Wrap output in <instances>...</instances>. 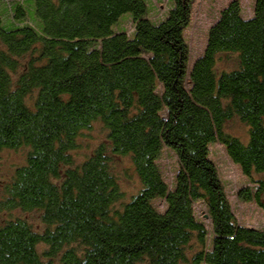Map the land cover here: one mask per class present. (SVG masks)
I'll return each mask as SVG.
<instances>
[{
  "label": "trees",
  "instance_id": "16d2710c",
  "mask_svg": "<svg viewBox=\"0 0 264 264\" xmlns=\"http://www.w3.org/2000/svg\"><path fill=\"white\" fill-rule=\"evenodd\" d=\"M30 1L0 0L12 25L0 17V152L27 148L0 211L37 210L45 228L1 225L0 264H264V230L238 223L209 158L211 144L223 145L253 185L237 198L264 210V0L249 18L230 1L190 68L194 0L170 1L159 21L146 0ZM123 14L130 35L113 30ZM221 54L236 67L218 71ZM233 118L246 143L225 131ZM95 122L105 143L75 163L77 139ZM164 150L178 162L171 188L157 164ZM115 156L129 157L140 183L127 203Z\"/></svg>",
  "mask_w": 264,
  "mask_h": 264
},
{
  "label": "rangeland",
  "instance_id": "374dc122",
  "mask_svg": "<svg viewBox=\"0 0 264 264\" xmlns=\"http://www.w3.org/2000/svg\"><path fill=\"white\" fill-rule=\"evenodd\" d=\"M170 1L172 0H146L149 10L148 17L152 21L161 20L165 14L167 15V10L171 7ZM230 1L232 0H194L192 3L190 22L184 32L190 57L188 62L189 68L195 59L203 53L209 28L216 22L220 11ZM238 1L242 16L249 18L252 15L254 0ZM29 14L32 17L34 25L40 27L41 21L34 14L32 15V12ZM0 17L2 25L5 28L12 26L8 18L3 14L1 8ZM129 18H131V15L123 14L113 30L118 32L126 28L125 32L130 35L133 26ZM236 65L237 60L234 54H221L218 57L216 69L218 71H227L233 69ZM224 129L227 133L246 143L248 139L247 127L238 119L233 118L227 121ZM105 134L106 132L99 122L93 123L92 128L85 131L77 139V148L72 152L75 163H81L99 144L105 143ZM209 150V158L216 167L218 178L224 188L238 223L264 230V210L259 208L254 202H243L237 198V191L240 188L253 185L241 173L239 167L228 158L223 145L220 143L211 144ZM26 152L27 148L24 147L15 150L5 149L0 152V201L6 196L4 186L11 181L15 169L25 163ZM157 164L164 181L171 188L174 184V177L178 169L176 156L171 151L164 150L157 160ZM110 166L122 191L123 202L127 203L140 189V183L133 172L130 159L129 157L115 156ZM149 203L156 212L163 211L165 207L164 199L162 198H154ZM119 205L120 203L116 204L117 207ZM204 214V206L201 203H196L194 205L195 217L204 221L209 226V221L205 219ZM16 218L26 220L32 228L40 232L45 228L41 221V213L37 210L27 212L21 210L0 211V226ZM45 250H47L45 245H38V252L42 253ZM54 263L57 264V258L54 259Z\"/></svg>",
  "mask_w": 264,
  "mask_h": 264
},
{
  "label": "water",
  "instance_id": "95a60500",
  "mask_svg": "<svg viewBox=\"0 0 264 264\" xmlns=\"http://www.w3.org/2000/svg\"><path fill=\"white\" fill-rule=\"evenodd\" d=\"M205 217L207 218V215H205Z\"/></svg>",
  "mask_w": 264,
  "mask_h": 264
}]
</instances>
